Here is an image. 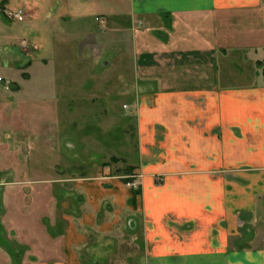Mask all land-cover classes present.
Wrapping results in <instances>:
<instances>
[{
  "label": "crops",
  "instance_id": "obj_1",
  "mask_svg": "<svg viewBox=\"0 0 264 264\" xmlns=\"http://www.w3.org/2000/svg\"><path fill=\"white\" fill-rule=\"evenodd\" d=\"M18 8L24 21L5 16ZM19 36L46 66L50 52L60 59L61 98L122 89L141 178L135 196L107 173L61 188L3 168L0 264H83L80 248L112 251L93 238L126 239L138 264H264V0H0V42Z\"/></svg>",
  "mask_w": 264,
  "mask_h": 264
},
{
  "label": "rangeland",
  "instance_id": "obj_2",
  "mask_svg": "<svg viewBox=\"0 0 264 264\" xmlns=\"http://www.w3.org/2000/svg\"><path fill=\"white\" fill-rule=\"evenodd\" d=\"M20 9L24 11L23 8H18L17 11ZM96 20L101 21L100 18ZM23 39L25 37L19 36L14 41H9V44L0 42V65H5V68L0 67V76L6 81L5 86H0V171L8 168L13 176L27 175V179L36 183L54 177L58 182L37 184L59 187L67 184L64 182L67 178L75 176H115L122 182L128 180L131 186L125 184L126 188L139 190L140 183L137 180L141 175L137 174L132 183L133 180L129 179L130 175L126 171L136 160L137 147L134 122L129 118L131 112L123 109V105H129L130 100L120 94L122 89L118 87L115 94H99L94 99L61 98V85L58 83V71L62 69L58 64L60 59H57L54 52H50L52 63L49 67L46 66L38 61L45 55L32 53L30 56L21 51L23 46L20 41ZM28 61L38 62L31 67L27 66ZM119 71L112 70L109 74L116 82L121 74ZM25 73L31 75L33 82L24 81L29 78ZM89 75L85 82V93L94 89V78ZM45 77L50 78V81ZM21 81L22 88L16 85ZM114 100L116 103H113ZM1 174L3 173L0 172ZM156 182L158 186L164 183L163 180ZM33 185L29 184L26 191L36 189L37 192ZM42 204L38 208L44 210ZM68 207L67 202L59 203V219L68 215ZM99 241L93 238L92 245L101 249L109 247L112 251H103L100 254L103 258H98L94 257L93 249L80 248L83 264H93L97 258L100 264H138L141 255L127 254L129 247L126 239L110 243ZM23 251L16 249L14 253Z\"/></svg>",
  "mask_w": 264,
  "mask_h": 264
},
{
  "label": "built area",
  "instance_id": "obj_3",
  "mask_svg": "<svg viewBox=\"0 0 264 264\" xmlns=\"http://www.w3.org/2000/svg\"><path fill=\"white\" fill-rule=\"evenodd\" d=\"M7 17L10 19V20H16V21H24L25 19V12L20 9L18 11H11V12H8L7 13ZM3 82V79L2 77L0 76V83ZM162 179L159 178L158 182H160ZM130 185V184H128ZM131 186V185H130Z\"/></svg>",
  "mask_w": 264,
  "mask_h": 264
},
{
  "label": "trees",
  "instance_id": "obj_4",
  "mask_svg": "<svg viewBox=\"0 0 264 264\" xmlns=\"http://www.w3.org/2000/svg\"><path fill=\"white\" fill-rule=\"evenodd\" d=\"M259 66L261 68H263L262 77H263V80H264V62L259 63ZM126 171L129 173L130 176H133V174L135 172L132 168H128ZM124 183H128V180H124ZM138 192H139V190L133 191V195L136 196L138 194Z\"/></svg>",
  "mask_w": 264,
  "mask_h": 264
}]
</instances>
